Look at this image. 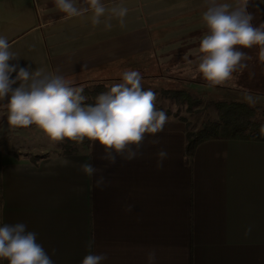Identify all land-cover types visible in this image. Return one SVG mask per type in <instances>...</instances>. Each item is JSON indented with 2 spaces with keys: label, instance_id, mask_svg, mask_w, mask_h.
<instances>
[{
  "label": "crops",
  "instance_id": "0c3cea01",
  "mask_svg": "<svg viewBox=\"0 0 264 264\" xmlns=\"http://www.w3.org/2000/svg\"><path fill=\"white\" fill-rule=\"evenodd\" d=\"M73 2L80 15L68 16L54 0H0V34L16 56L10 63L62 75L73 87L120 83L126 70L158 92L177 86L191 95L212 83L198 71L209 0H100L105 12L96 23L90 0ZM217 2L246 4L253 25L264 24V0ZM244 49L247 66L221 84L249 81L264 97L260 46ZM6 107L7 98L0 100ZM164 111L163 131L146 134L142 155L131 161L118 156L108 164L91 140L70 155L1 146L0 223L24 222L54 264H80L89 251L106 252L104 264H147L152 249L155 264H264V142L209 141L187 161L185 123ZM161 148L168 152L162 167ZM85 162L107 187L80 169Z\"/></svg>",
  "mask_w": 264,
  "mask_h": 264
},
{
  "label": "clouds",
  "instance_id": "9594fccd",
  "mask_svg": "<svg viewBox=\"0 0 264 264\" xmlns=\"http://www.w3.org/2000/svg\"><path fill=\"white\" fill-rule=\"evenodd\" d=\"M54 3L68 16L80 15L82 11L73 0H54ZM90 7L93 22H99L105 8L100 0H90ZM125 12L126 9H121L120 15ZM202 18L208 31L199 43L202 55L198 71L205 80L219 84L228 80L237 68H245L244 48L260 46L264 58V24L253 25V15L247 11L246 4L230 9L228 3L209 0ZM10 48L7 37L0 34V100L7 98V122L11 126L35 124L54 141L67 138L79 142L87 137L103 147L102 160L115 164L118 156L131 161L142 155L146 134L163 131L169 119L163 109L155 108L156 93L142 87L137 70L124 71L122 82L97 95L96 103L91 105L83 103L87 99L82 94L83 88L71 86L64 76L42 74L30 70L28 65L10 63L16 60ZM261 131L264 132V126ZM152 143L158 144L159 138ZM156 156L158 166L162 167L168 152L161 148ZM80 169L95 177L97 188L107 187V178L98 174L93 164L82 163ZM107 259L106 252L89 251L80 264H104ZM146 259L147 264H155L154 249L147 252ZM4 260L7 264H54L37 241V233L24 222L0 223V264Z\"/></svg>",
  "mask_w": 264,
  "mask_h": 264
},
{
  "label": "rangeland",
  "instance_id": "374dc122",
  "mask_svg": "<svg viewBox=\"0 0 264 264\" xmlns=\"http://www.w3.org/2000/svg\"><path fill=\"white\" fill-rule=\"evenodd\" d=\"M246 50V49H244ZM250 64V62H248ZM260 63L264 65V61L260 60ZM260 64V65H261ZM252 65V63H251ZM256 68V66H255ZM142 79H145V77H142ZM148 79V78H147ZM157 79V78H153ZM179 81H188L187 79L183 78H172ZM110 82L112 81L111 78H108ZM233 80V81H232ZM231 82L228 84H206L200 86V89H203L204 91H191V99H193L194 103L196 105H193L190 109L187 108H181L178 109L175 108L174 104L166 103L165 100H161L159 102V97L161 95V92L156 91L157 85L152 83L151 86H147V83H141L143 88L152 89L156 93V100L154 101V105H162V107L165 110V107H169V109H173L180 117L186 118L190 124H193V126L200 127L201 123L204 121H219L220 116L213 108L211 104L213 102H236V103H245L252 107H255L258 109V114L261 115V111L264 110V97L255 95L254 92H252V86L249 81L245 82V84L239 86L238 78H233ZM122 82V81H121ZM244 83V82H243ZM106 86H112L113 84H106ZM100 86V85H99ZM83 88V95L87 97V99L83 102L86 104L94 105V102L96 101V97L90 95V92H98V94L103 91L102 88H99L98 86L92 87H84ZM169 91H176L180 92L178 90V87H169ZM174 89V90H172ZM159 90V89H158ZM162 98V96H161ZM157 103V104H156ZM160 103V104H158ZM177 110V111H176ZM179 110V111H178ZM7 114L8 109L6 108H0V147L1 146H8L13 151L17 152L20 151L21 153H30L34 149H46L50 152L57 153H63V143L67 142L68 139L65 138L63 141H54L51 140L42 129H40L35 124L29 125L28 127H14L8 124L7 122ZM89 141L87 137H85L82 141H73L71 148L72 149H83L86 146V143Z\"/></svg>",
  "mask_w": 264,
  "mask_h": 264
},
{
  "label": "trees",
  "instance_id": "16d2710c",
  "mask_svg": "<svg viewBox=\"0 0 264 264\" xmlns=\"http://www.w3.org/2000/svg\"><path fill=\"white\" fill-rule=\"evenodd\" d=\"M156 78V77H155ZM110 81V80H106ZM120 81V80H117ZM103 91H108L110 86L105 84L98 85ZM90 92V95L96 97L98 92ZM161 96L174 105H178L184 109L188 107L190 109L194 101L191 99V95L184 92L176 91H162ZM96 101L94 102V104ZM215 110H217L220 120L219 121H204L200 127L193 126L190 122L181 117L185 123V157L187 161H190L200 144L215 140H239L249 142H264V132L261 131V127L264 126V110L261 111V115L258 114V109L244 103H226V102H213L211 104ZM71 140L63 143L62 155H70L75 152V149L71 148ZM89 141L86 143L88 144Z\"/></svg>",
  "mask_w": 264,
  "mask_h": 264
}]
</instances>
